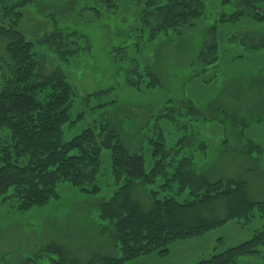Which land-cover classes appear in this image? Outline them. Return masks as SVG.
<instances>
[{
  "label": "rangeland",
  "instance_id": "374dc122",
  "mask_svg": "<svg viewBox=\"0 0 264 264\" xmlns=\"http://www.w3.org/2000/svg\"><path fill=\"white\" fill-rule=\"evenodd\" d=\"M18 1L0 0V23L9 26L3 14ZM144 2L27 0L18 9L24 15L17 28L29 40L40 42L58 30L81 35L78 51L68 59L52 45L36 48L39 74L58 71L75 90L74 123L64 126V137L71 138L89 125L106 124L132 153H146L149 170L155 160L147 149L149 140L164 136L166 156L172 160L167 174L172 175L186 157L191 175L245 181L249 197L263 201L264 24L246 16L218 24V52L210 62L208 54L199 59L208 33L213 32L210 25L216 16L237 10L241 0H212L207 19L203 15L183 34L161 31L153 39L138 19ZM8 42L0 35V92L9 75ZM153 76L157 85L149 84ZM251 143L260 150L252 149ZM111 164L104 152L98 193L61 182L47 204L25 210L19 209L15 198H0V264H55L60 255L46 252L50 243L63 248L64 264H88L99 255L119 256L113 228L104 232L98 218L99 204L119 188ZM163 180L158 174L151 185L137 182L134 199L147 208L151 190L160 192L158 197L174 194L177 183L162 190ZM227 205L228 199L221 198L204 214L223 217ZM263 225L259 215L247 222L231 220L203 236L174 241L166 256L151 253L125 264H195L250 240ZM234 264H264V246Z\"/></svg>",
  "mask_w": 264,
  "mask_h": 264
},
{
  "label": "trees",
  "instance_id": "16d2710c",
  "mask_svg": "<svg viewBox=\"0 0 264 264\" xmlns=\"http://www.w3.org/2000/svg\"><path fill=\"white\" fill-rule=\"evenodd\" d=\"M26 3L27 0H20L9 6L3 14L4 21L10 20L9 26L0 23V35L9 40L6 48L9 75L0 92L2 200L15 198L19 209L24 210L42 206L56 195L61 182H69L88 194L98 193L103 154L108 152L119 188L110 199L99 204L98 218L104 232V228H113V240L120 255H99L88 264H125L151 253L166 256L170 244L176 240L203 236L231 220L247 222L256 215L264 220V200H252L245 181L193 176L188 168L191 161L186 157L179 161L172 175L167 174L165 169L172 160L167 157L164 136L149 140L147 149L155 159L149 170L146 153H132L106 124L89 125L71 138L64 137V126L74 123L71 107L75 90L58 71L49 76L39 74L36 48L37 44L52 45L68 59L78 51L76 44L81 35L75 30H58L39 43L29 40L17 28L24 15L18 9ZM241 4L232 13L224 12L214 18L210 25L213 32L208 33L200 60L208 54L210 62L215 61L218 24L244 16L264 24V0H241ZM211 5L212 0H145L138 19L150 29L151 39L161 31L173 30L180 35L203 15L207 19V7ZM157 83V77L153 76L149 84ZM250 145L260 150L257 145ZM158 174L164 178L162 190L174 183L177 190L161 197L157 195L160 192L151 190L148 195L152 202L145 208L134 199V186L137 182L151 185ZM221 198L228 199L225 216L205 215L206 208ZM260 246H264V225L250 240L195 264H234L240 257L259 253ZM45 250L60 255L59 260H53L55 264L66 261L65 252L57 243H50Z\"/></svg>",
  "mask_w": 264,
  "mask_h": 264
}]
</instances>
